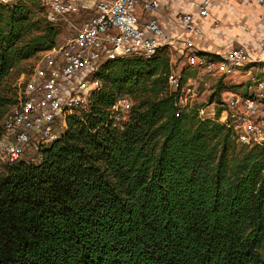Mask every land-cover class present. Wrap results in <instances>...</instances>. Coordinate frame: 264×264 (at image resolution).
Wrapping results in <instances>:
<instances>
[{
  "label": "trees",
  "instance_id": "obj_1",
  "mask_svg": "<svg viewBox=\"0 0 264 264\" xmlns=\"http://www.w3.org/2000/svg\"><path fill=\"white\" fill-rule=\"evenodd\" d=\"M61 33L37 0L0 3V135L22 63ZM171 73L165 49L106 62L57 141L0 165V264H264V146L219 120L220 83L180 109ZM120 96L131 109L116 129Z\"/></svg>",
  "mask_w": 264,
  "mask_h": 264
},
{
  "label": "built area",
  "instance_id": "obj_2",
  "mask_svg": "<svg viewBox=\"0 0 264 264\" xmlns=\"http://www.w3.org/2000/svg\"><path fill=\"white\" fill-rule=\"evenodd\" d=\"M164 1L37 0L48 22L62 24L77 18L75 23L79 25L73 27L75 33L63 44L38 54L36 66L21 74L14 84L16 102L4 118L0 135V165L17 163L24 157L36 161L32 156L57 141L61 137L57 129L65 131L66 119L89 109L92 92L101 87L95 75L103 64L126 57L148 59L171 44L183 47L181 52L185 51L189 68L210 77H229L247 65H259L262 79L250 75L252 89L221 97L224 110L219 120L231 128L238 145L264 146V12L259 15L263 29L256 35L259 56L251 60L240 46L217 55L197 50L193 37L200 36L202 30L194 15L208 18L219 0H186L195 11L179 16L182 30L191 37L182 41L168 37L161 26L159 10ZM239 1H251L264 10V0ZM184 87L180 85V74L171 73L168 88L180 92V109L186 106L182 101L192 97L189 88ZM130 109V100L118 97L109 108L111 126L122 129Z\"/></svg>",
  "mask_w": 264,
  "mask_h": 264
},
{
  "label": "crops",
  "instance_id": "obj_3",
  "mask_svg": "<svg viewBox=\"0 0 264 264\" xmlns=\"http://www.w3.org/2000/svg\"><path fill=\"white\" fill-rule=\"evenodd\" d=\"M194 11V6L186 0L176 2L165 0L159 10V20L165 34L179 41L191 38L182 30L179 16L182 13H193ZM263 12V9L251 1L219 0L215 2L208 18L202 20L194 15L196 23L202 30L200 36L193 37L197 50L204 54L217 55L240 46L245 48L251 60H256L259 56L256 35L263 29L259 19V15ZM195 73L200 75L202 72L189 68L187 63L184 69L181 68V74L185 78V87L193 85ZM250 75L262 79L259 65L250 64L238 74L223 78L211 77V79H218L217 82L222 86L221 97H225L228 93L242 94L252 89L253 86L249 81ZM192 89L189 88L193 97L196 93Z\"/></svg>",
  "mask_w": 264,
  "mask_h": 264
},
{
  "label": "rangeland",
  "instance_id": "obj_4",
  "mask_svg": "<svg viewBox=\"0 0 264 264\" xmlns=\"http://www.w3.org/2000/svg\"><path fill=\"white\" fill-rule=\"evenodd\" d=\"M76 20H77V18L69 19L68 22H64L61 24L62 33L58 39L59 45L63 44L68 38H71L72 35L75 33V29L73 27H77L79 25L78 23H75ZM68 23H71V24H68ZM182 48L183 47L181 45H178V44H171V45H167V46H164L161 48V49H165L167 51V54H168L169 60H170V64L172 67V73L180 74V77L182 76L181 75V68L184 69L186 66V59L184 56L185 51L181 52ZM38 62H39L38 57H33V58L27 60L26 62L22 63L21 68L22 67L24 68V70H25L24 73L26 74L27 71L29 70V68L36 66V64ZM15 75L16 74H14L13 76L15 77ZM20 75L18 77L14 78L12 88H13L14 84L18 81V78L20 77ZM193 79H194L193 85H190L191 87H184V89L186 90V88H191V89L193 88L194 93H196V96H193L192 98H188L187 101H182V105H184V104H188V105L208 104L207 103L208 98L214 92V89L218 84V82H217L218 79L212 80L211 77H208L207 74H205V73H201L200 75H197L195 73L193 76ZM193 89H192V91H193ZM205 108H208L209 110L213 109L215 111L214 108H217V106L213 103L209 106H206ZM223 110L224 109H222V111ZM57 133L59 135H62L64 133V129L62 127H60L59 129H57Z\"/></svg>",
  "mask_w": 264,
  "mask_h": 264
}]
</instances>
